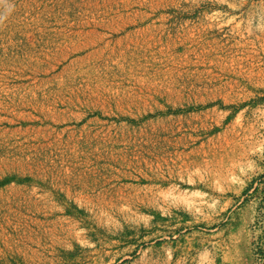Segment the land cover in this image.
I'll use <instances>...</instances> for the list:
<instances>
[{
    "label": "rangeland",
    "instance_id": "374dc122",
    "mask_svg": "<svg viewBox=\"0 0 264 264\" xmlns=\"http://www.w3.org/2000/svg\"><path fill=\"white\" fill-rule=\"evenodd\" d=\"M0 264H264V0H0Z\"/></svg>",
    "mask_w": 264,
    "mask_h": 264
},
{
    "label": "bare ground",
    "instance_id": "6f19581e",
    "mask_svg": "<svg viewBox=\"0 0 264 264\" xmlns=\"http://www.w3.org/2000/svg\"><path fill=\"white\" fill-rule=\"evenodd\" d=\"M171 132V131H170ZM166 134V132H156V133H150V134H148V137L149 138H151L152 140H154V143H155V145L157 146V144L159 145L160 143V141L161 142H163V140L164 141H167V143H169V144H172V143H170L171 142V140L172 139H170L169 137H165L164 135ZM151 142V141H150ZM103 143H105V142H103ZM163 143H165V142H163ZM166 144V143H165ZM161 145V144H160ZM168 145V144H167ZM149 146H150V144H149ZM164 149V148H163ZM166 149H168V148H166ZM169 150V149H168ZM160 151V150H159ZM160 153H162V152H160ZM154 154V153H153ZM158 154V153H157ZM150 155V157L151 158H148V160L149 161H153L154 159H156V160H159L160 159V154L159 155ZM127 157V155H122L121 157H123V158H120V159H122V161L119 159V157H114V160H115V163H116V165L117 166H120V167H128V166H130V167H139L140 166V164L138 163V162H136V161H134L133 159L131 160V159H127L126 157ZM101 167V165H99V168ZM103 168H110L109 167V165L108 166H103ZM124 192V191H123ZM126 199V198H125ZM19 217V216H18ZM27 218V217H26ZM46 222V221H45ZM44 222V223H45ZM16 223H18V227H16V232H19V233H26L27 235L28 234H31L32 236H33V233H36V230L34 229V227H33V224L31 223V220H25L24 218H19V219H17L16 220ZM43 223V222H42ZM43 223V224H44ZM37 225H39V227H41L42 226V224H40V223H37ZM7 226H12L11 225V220H8L7 219ZM10 231V230H9ZM28 232V233H27ZM41 241L43 242V239H41ZM35 241L33 240V243H34Z\"/></svg>",
    "mask_w": 264,
    "mask_h": 264
}]
</instances>
